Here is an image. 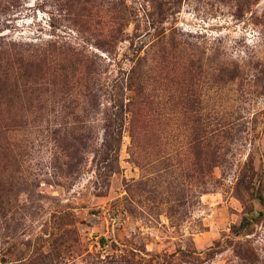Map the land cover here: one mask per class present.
Returning a JSON list of instances; mask_svg holds the SVG:
<instances>
[{
    "label": "rangeland",
    "instance_id": "rangeland-1",
    "mask_svg": "<svg viewBox=\"0 0 264 264\" xmlns=\"http://www.w3.org/2000/svg\"><path fill=\"white\" fill-rule=\"evenodd\" d=\"M256 1L0 0V264H264Z\"/></svg>",
    "mask_w": 264,
    "mask_h": 264
},
{
    "label": "trees",
    "instance_id": "trees-1",
    "mask_svg": "<svg viewBox=\"0 0 264 264\" xmlns=\"http://www.w3.org/2000/svg\"><path fill=\"white\" fill-rule=\"evenodd\" d=\"M261 17L263 18V21H264V12ZM256 198L259 204L261 205L262 210L257 212V215L254 217H251V218L244 217L242 219V222L238 226H232L231 232L235 236L242 234L243 231L247 230V227H249L251 224L255 223L256 221L260 219H264V194L262 190L259 189V184H258V189L256 190ZM100 242L104 243V238H101ZM244 245L246 244L238 243L235 245L236 250L234 249V253H235L236 258H238V260L243 262L244 264L257 263L258 258L254 259V254H252V249H251V255L253 256V259L251 258V256L246 255V253L242 251L241 248L244 247ZM101 260L103 262L107 261L109 264H139V262L135 263L134 259L129 254H120V255L113 254L111 256H106L105 258ZM258 263H260V261Z\"/></svg>",
    "mask_w": 264,
    "mask_h": 264
}]
</instances>
